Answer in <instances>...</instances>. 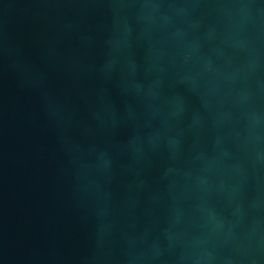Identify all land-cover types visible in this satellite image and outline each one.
Wrapping results in <instances>:
<instances>
[{"label":"water","instance_id":"95a60500","mask_svg":"<svg viewBox=\"0 0 264 264\" xmlns=\"http://www.w3.org/2000/svg\"><path fill=\"white\" fill-rule=\"evenodd\" d=\"M0 264H264V0H0Z\"/></svg>","mask_w":264,"mask_h":264}]
</instances>
